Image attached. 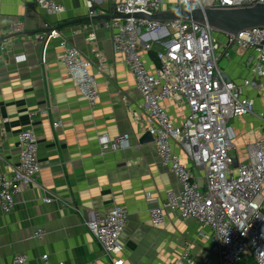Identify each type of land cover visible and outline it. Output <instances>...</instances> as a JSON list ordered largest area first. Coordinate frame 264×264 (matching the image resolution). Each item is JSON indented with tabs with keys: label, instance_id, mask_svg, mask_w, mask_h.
Instances as JSON below:
<instances>
[{
	"label": "crops",
	"instance_id": "crops-1",
	"mask_svg": "<svg viewBox=\"0 0 264 264\" xmlns=\"http://www.w3.org/2000/svg\"><path fill=\"white\" fill-rule=\"evenodd\" d=\"M119 1L98 0L96 15H114ZM59 2L64 11L53 15L32 0H0V48L4 47L0 50V173L10 176L18 165L17 135L24 129L34 131L39 158L35 184L25 187L10 213L0 210V264H14L15 255H27L23 264H42V254H48L52 264H113L102 255L84 222L88 211L104 215L117 205L127 212L115 256L123 264H169L183 253L189 254L191 264H216L194 219H181L166 209L162 225L150 222L149 208L165 202L167 193L177 191L179 184L161 165L153 140L144 138L146 112L134 78L113 50L112 19H90L85 0ZM175 9V0H165V13ZM14 21L23 22V32H9ZM91 22L97 24L93 42L87 39ZM46 23L59 31L64 47L53 40L43 50L37 35L46 30ZM68 47L77 48L91 62L93 73L99 66L96 53L105 58L106 67L96 75L99 97L94 105L66 75L60 58ZM225 59V77L241 84L251 76L249 66L256 53L232 47ZM146 61L155 64L148 53ZM254 79L258 86H246L244 94L254 99L257 112L264 113V79ZM164 104L171 119L180 123L186 106ZM228 126L231 154L236 161H245L247 146L264 135V121L247 115L230 119ZM119 134H127L129 148L101 153L98 138ZM179 154L187 162L183 152ZM49 195L56 199L43 203L41 198ZM38 228L45 230L44 236L32 238Z\"/></svg>",
	"mask_w": 264,
	"mask_h": 264
},
{
	"label": "built area",
	"instance_id": "built-area-1",
	"mask_svg": "<svg viewBox=\"0 0 264 264\" xmlns=\"http://www.w3.org/2000/svg\"><path fill=\"white\" fill-rule=\"evenodd\" d=\"M32 1L49 14L64 11L59 0ZM194 2L188 0L189 6ZM97 3L98 0H85L89 18L96 16L93 7ZM164 3L165 0H120L113 8L116 17L110 23L115 30L111 38L113 50L121 55L142 98L145 129L153 138L161 165L171 170L179 184L177 191L167 193L165 202L149 208L150 222L153 226L162 225L164 212L169 209L181 219L199 223L200 237L208 241L216 264L250 261L264 264V135L247 146V159L238 162L231 154L233 143L228 126L230 119L247 115L264 121V113L256 111L254 99L244 94L246 86H258L255 76L264 79V26L233 34L214 30L207 22L150 18L164 12ZM203 3L197 9H239L264 4V0H203ZM175 4L176 9L184 10L180 0H175ZM125 15L128 17H122ZM88 27L87 39L93 42L97 24L91 22ZM45 29L37 35L43 50L53 40L65 46L57 29L47 23ZM23 30V22L9 25L12 34ZM156 45L160 47L156 50L157 62L150 65L146 55ZM232 47L256 53L249 66L251 76L241 84L226 78L218 66ZM0 50L4 51V47ZM96 58L99 64L96 73L91 70V62L75 47L65 49L60 58L66 75L90 105L99 97L96 75L106 67L101 52L96 53ZM165 101L186 106L187 113L180 123L171 119ZM17 142L18 165L10 176L0 173V210L5 214L15 208L25 187L35 184L39 171L34 131H20ZM98 142L101 153L129 148L127 134L113 138L102 135ZM179 152H183L187 162ZM55 199L53 195L41 198L46 204ZM72 208L80 213L79 208ZM86 214L84 224L101 246L102 255L113 264H123L115 256L127 224L126 209L117 205L104 215L91 211ZM44 234L45 230L38 228L31 237L39 239ZM27 259V255H15L13 263L23 264ZM40 259L42 264H52L48 254H42ZM191 262L189 254L183 253L169 264Z\"/></svg>",
	"mask_w": 264,
	"mask_h": 264
},
{
	"label": "water",
	"instance_id": "water-1",
	"mask_svg": "<svg viewBox=\"0 0 264 264\" xmlns=\"http://www.w3.org/2000/svg\"><path fill=\"white\" fill-rule=\"evenodd\" d=\"M96 9V6L93 7V10ZM135 17H145L143 14H135ZM116 15H101L94 16L90 19H113ZM128 17V15L122 16ZM150 18L159 20V21H173V20H193L197 22H207L214 30L221 32H228L237 34L241 30L256 27L264 26V4H256L251 7H244L239 9H195L192 13H188L185 10L181 11V14L176 12L172 13H159ZM69 48V47H68ZM226 59H223L219 62V69L224 70ZM145 139L149 138L153 140L152 136L147 131ZM206 188L204 187L203 190Z\"/></svg>",
	"mask_w": 264,
	"mask_h": 264
},
{
	"label": "clouds",
	"instance_id": "clouds-1",
	"mask_svg": "<svg viewBox=\"0 0 264 264\" xmlns=\"http://www.w3.org/2000/svg\"><path fill=\"white\" fill-rule=\"evenodd\" d=\"M182 3L184 10L188 13H192L197 8H202L204 6L203 0H195L194 4L192 6H189L188 0H180ZM177 14H181L180 9L174 10Z\"/></svg>",
	"mask_w": 264,
	"mask_h": 264
},
{
	"label": "trees",
	"instance_id": "trees-1",
	"mask_svg": "<svg viewBox=\"0 0 264 264\" xmlns=\"http://www.w3.org/2000/svg\"><path fill=\"white\" fill-rule=\"evenodd\" d=\"M148 56L149 58L154 61L157 62V58H156V50L152 49L148 51Z\"/></svg>",
	"mask_w": 264,
	"mask_h": 264
},
{
	"label": "rangeland",
	"instance_id": "rangeland-1",
	"mask_svg": "<svg viewBox=\"0 0 264 264\" xmlns=\"http://www.w3.org/2000/svg\"><path fill=\"white\" fill-rule=\"evenodd\" d=\"M218 35H219V33L216 34V36H218ZM249 264H253V263L250 261Z\"/></svg>",
	"mask_w": 264,
	"mask_h": 264
}]
</instances>
